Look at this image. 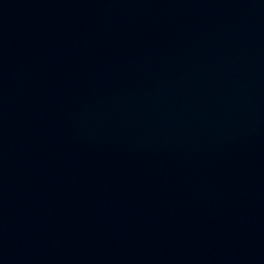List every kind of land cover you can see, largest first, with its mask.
<instances>
[{
	"label": "water",
	"instance_id": "95a60500",
	"mask_svg": "<svg viewBox=\"0 0 264 264\" xmlns=\"http://www.w3.org/2000/svg\"><path fill=\"white\" fill-rule=\"evenodd\" d=\"M0 264H264V0H0Z\"/></svg>",
	"mask_w": 264,
	"mask_h": 264
}]
</instances>
